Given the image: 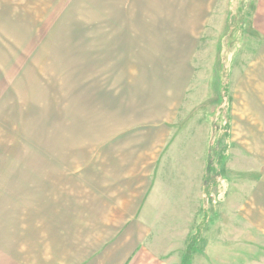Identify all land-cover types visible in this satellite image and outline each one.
<instances>
[{
  "label": "rangeland",
  "instance_id": "1",
  "mask_svg": "<svg viewBox=\"0 0 264 264\" xmlns=\"http://www.w3.org/2000/svg\"><path fill=\"white\" fill-rule=\"evenodd\" d=\"M256 1L220 0L193 56L174 57L179 64L175 67L186 69L175 71L180 88L160 89L167 102L158 104L157 108L163 104L162 108L152 120L145 119L144 111L150 105L142 102L146 94H141L142 88L147 87L145 82L139 87L143 72L133 69V65H140L137 59L130 57L123 62L121 80L117 71H111L114 63H105L101 13L88 9L86 0L62 7L54 24L61 23L63 47L69 46L70 35L76 38L71 40L76 55L74 73L67 70L63 60L55 106L52 98L46 97L52 111L41 120L44 127L39 136L43 141L35 142L24 157L45 160L46 187L51 180L48 172L53 170L49 164L62 167L61 173L66 175L101 160H134L149 153L148 145L157 141L149 132L141 133L145 124L150 131L168 130L158 138L159 142L165 138L168 151H161V146L158 152L145 156L147 164L153 154L166 164L161 171L167 178L168 195L173 197L170 213L177 212L154 217L158 226L168 227L164 236L179 241L173 248L158 250L165 255L175 253L173 264H264V10ZM99 91L122 100L104 106L96 100ZM122 106L130 108L118 114ZM139 139L143 149L135 151L133 144ZM19 157L14 152L12 158ZM98 170L102 175L97 166ZM70 186L63 184L62 192H58L62 204L57 209L62 212L56 218L61 220L62 230L52 229L55 216L51 214L44 232H30L36 235L30 241L36 246L1 249L0 257L4 258L0 264H6L7 253L13 254L8 257L13 264H39L49 259L46 255L64 256L61 243L68 234L67 215L80 212L84 202L79 198L82 190L74 191L79 184ZM48 196L53 202L52 195ZM177 197H183L181 209L175 206ZM46 208L53 213L54 207ZM171 225H181L183 230L173 232ZM51 245L55 250L44 255Z\"/></svg>",
  "mask_w": 264,
  "mask_h": 264
},
{
  "label": "crops",
  "instance_id": "2",
  "mask_svg": "<svg viewBox=\"0 0 264 264\" xmlns=\"http://www.w3.org/2000/svg\"><path fill=\"white\" fill-rule=\"evenodd\" d=\"M71 1L77 0H0V250L36 246L30 242L36 235L30 232H44L46 218L51 214L55 216L52 229L62 230L61 220L56 218L61 215L57 213L62 212L57 209L62 204V194L58 196V192H62L63 184L70 188V184L76 183L79 187L74 191L82 190L79 198L84 202H81L80 212L67 215L65 230L68 234L61 243L65 254L61 251L64 256L46 255L55 250L51 245L44 255L54 260L44 259L39 264H173L175 253L165 255L158 249L173 248L179 241L164 236L162 233L167 232L168 227L163 229L154 219L158 215L177 213H170L173 197L168 195L167 178L161 171L166 164L161 156L154 154L148 164L152 162L149 165L145 163V156L158 152L161 146L164 148L161 151H168L165 138L160 142L158 139L160 135H167L168 130L150 131V127L144 128L145 124L141 133L149 132L157 141L148 145L149 153L139 154L134 160H124L126 165L123 160H101L93 166L83 165L77 171L62 175V167L49 164L53 170L48 172L51 179L48 187L45 160L24 158L35 142L43 141L39 136V130L42 132L44 127L41 120L52 111L46 97H51L54 102L63 60L64 64L69 63V67L65 65L67 70L74 71L76 55L72 51L71 40L76 38L70 35L69 46L63 47L61 23L54 24L56 13L59 14L62 7ZM219 2L86 0L88 9L101 13V50L105 63H114L111 71H117L121 80L119 71H123L124 61L134 57L140 64L133 65V69L143 72L139 87L141 82H145L143 85L147 87L142 88L141 93H146L142 95V102L150 105V111H144L145 119L157 118L155 112L160 111L163 105L157 108L158 104L167 102L160 89L169 86L180 88L181 80L175 71L186 69L182 65L178 66L180 69L176 68L175 65L179 64L174 62V57L193 56ZM256 2L264 10V0ZM263 16L262 11L261 23L264 25ZM87 63L91 64V61ZM102 63L105 68L106 64ZM114 97L99 91L96 100L104 106L122 100ZM128 108L118 107V114ZM166 123L168 125V121ZM133 145L135 151L143 149L140 139ZM14 152L21 158L14 160ZM147 167L153 169L143 172ZM147 174L149 177L146 179ZM47 188L49 194H46ZM46 195H52L54 203ZM181 199L183 197L175 202L177 209L184 206ZM47 206L54 207L53 213L47 211ZM179 226L171 225L170 228L173 232H181L183 227ZM7 254L4 261L13 264V259L8 258L13 254Z\"/></svg>",
  "mask_w": 264,
  "mask_h": 264
}]
</instances>
